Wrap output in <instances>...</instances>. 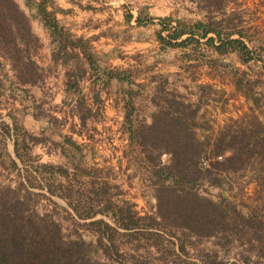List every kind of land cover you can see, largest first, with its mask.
I'll use <instances>...</instances> for the list:
<instances>
[{
	"label": "rangeland",
	"instance_id": "1",
	"mask_svg": "<svg viewBox=\"0 0 264 264\" xmlns=\"http://www.w3.org/2000/svg\"><path fill=\"white\" fill-rule=\"evenodd\" d=\"M189 8L194 9V15L188 26L215 22L213 27L223 37L230 31L238 33L232 38L241 39L253 52L254 60L243 64L238 52L218 55L205 41L193 44L194 63L187 70L196 84L188 91L179 89L171 98L159 94L167 104L175 97L199 100L192 109L213 123L202 122L201 127L209 132L198 138L212 143V133L232 120L254 113L264 121V0H189ZM10 60L19 71L35 73L25 59ZM236 71L244 72L251 82L249 99L245 90L240 92L232 86ZM254 98L259 100L257 105ZM9 118L4 116L6 121ZM16 119L12 121L17 125L11 126L12 138L0 141V248L4 256L20 245L26 254L35 247H50L56 251L52 264H264V164L259 160L238 173L219 170L216 162H223L232 152L220 154L223 160L218 161L219 155L206 146L197 160L209 157L210 166L205 169L197 164L198 179L191 187L214 203L225 202L214 229L190 221L191 228H186L183 219H165L158 214L156 189L146 160V156L157 157V151L136 142L137 153L129 151L118 161L115 155L107 157V149L120 145L119 129L111 126L114 131L111 129L109 135L99 131L96 146L84 157L79 170L60 174L44 169L29 154L24 141L20 153L16 147L15 153L10 152L9 145L24 134ZM141 125L149 126L141 121L137 128ZM0 130L7 132L1 121ZM156 161L168 166L171 156L163 153ZM166 185L172 186V181ZM225 205L230 211L235 209L227 220L222 217ZM80 215L93 218L86 220ZM130 215L137 226L125 229L122 223ZM97 220L111 228L93 223ZM208 231L211 234L204 235Z\"/></svg>",
	"mask_w": 264,
	"mask_h": 264
},
{
	"label": "crops",
	"instance_id": "2",
	"mask_svg": "<svg viewBox=\"0 0 264 264\" xmlns=\"http://www.w3.org/2000/svg\"><path fill=\"white\" fill-rule=\"evenodd\" d=\"M13 1L27 17L37 42L25 58L35 73L19 71L0 55V121L7 129L0 130V141L12 138L17 117L24 134L9 145L10 152L16 147L20 153L24 141L46 170L60 174L79 170L96 146L99 131L109 135L113 127L119 129L120 145H112L106 156L115 155L118 161L129 151L137 153L132 132L141 121L151 125L155 115L169 110L159 94L171 98L196 84L187 70L194 63V45L168 47L158 39L165 19L170 27L185 23L189 32L187 21L194 15L189 0ZM179 99L192 108L199 101L174 100ZM198 114L199 110L195 131L200 138L209 132L201 123L213 121Z\"/></svg>",
	"mask_w": 264,
	"mask_h": 264
},
{
	"label": "trees",
	"instance_id": "3",
	"mask_svg": "<svg viewBox=\"0 0 264 264\" xmlns=\"http://www.w3.org/2000/svg\"><path fill=\"white\" fill-rule=\"evenodd\" d=\"M167 20H163L162 30L158 34L161 44L168 47H180L190 44H199L200 40H206L212 45L214 50L223 55L230 52H238L243 64L254 60L253 52L241 39H233V31L222 34L213 25L215 22H196L190 26L189 32L185 28L186 24L177 21L175 27L166 25ZM167 32L166 36L162 33ZM184 34L189 36L178 41ZM213 34L214 37H208ZM217 39L218 44H215ZM36 40L31 33L27 17L19 9L13 0H0V55L20 62L29 54L30 47H36ZM32 64H29L31 67ZM233 74V83L237 91L243 92L249 99L250 80L245 79V73ZM254 104H258V99H252ZM169 110L160 111L154 116L153 123L149 126L141 125L133 134V139L142 148H150L157 151V157L146 156L149 162V172L152 177V185L156 189L158 214L162 218L170 219L177 216V220H184L183 225L191 228L188 224L204 225L207 229H214V225L219 216L221 203L217 204L206 196L194 190L193 185L198 179L197 157L203 152L206 146H211V151L215 155L230 153L223 162H216L219 170L238 173L245 170L254 161L259 160L264 164V121H261L254 113L240 120H232L230 124L219 130L213 137L212 143L201 141L195 128L197 123L195 118L198 110L192 109L189 105H184L180 101H168ZM254 111V110H253ZM167 153L171 156L170 165H162L157 162L161 154ZM19 156V155H18ZM167 181H172V186L166 185ZM219 185L220 181H214ZM235 209L225 205L226 220ZM82 219H91V215H80ZM176 221V222H178ZM190 221V222H189ZM124 222V221H123ZM93 223L111 226L97 220ZM123 228L132 229L137 226L134 216L130 215L127 222L122 223ZM105 231L102 235H105ZM211 231L204 233L209 236ZM0 263L4 264H52L56 259V251L42 246L30 249L26 254L23 246L16 245L7 257L1 252ZM6 258V259H5ZM2 263V264H3Z\"/></svg>",
	"mask_w": 264,
	"mask_h": 264
},
{
	"label": "built area",
	"instance_id": "4",
	"mask_svg": "<svg viewBox=\"0 0 264 264\" xmlns=\"http://www.w3.org/2000/svg\"><path fill=\"white\" fill-rule=\"evenodd\" d=\"M216 160L218 161H221L223 160V156L219 155L216 157ZM210 158L209 157H200L198 160H197V164L201 167V168H209L210 166Z\"/></svg>",
	"mask_w": 264,
	"mask_h": 264
}]
</instances>
